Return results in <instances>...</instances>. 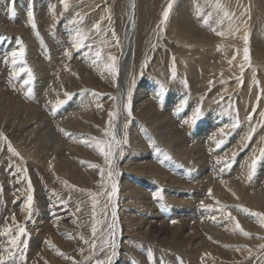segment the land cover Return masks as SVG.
Returning <instances> with one entry per match:
<instances>
[{
	"label": "rangeland",
	"instance_id": "1",
	"mask_svg": "<svg viewBox=\"0 0 264 264\" xmlns=\"http://www.w3.org/2000/svg\"><path fill=\"white\" fill-rule=\"evenodd\" d=\"M97 141L112 144L110 164ZM261 150L264 0H0L5 264H96L110 232L112 264H264V226L250 215H264Z\"/></svg>",
	"mask_w": 264,
	"mask_h": 264
},
{
	"label": "snow or ice",
	"instance_id": "2",
	"mask_svg": "<svg viewBox=\"0 0 264 264\" xmlns=\"http://www.w3.org/2000/svg\"><path fill=\"white\" fill-rule=\"evenodd\" d=\"M61 2L63 3V5L65 7V10H67V8L69 6V0H61ZM217 7H220V5L218 4ZM171 9H172V3H169L167 5V9L163 12V21H162L163 23H166L168 21V18H169V14H170ZM225 15H227V13H225ZM29 16L31 17L32 14L29 13ZM32 26H33V28L36 27L35 22H33ZM96 28H97V30H99V25L98 24L96 25ZM219 35L223 36L224 34L223 33H219ZM247 40H248V38H247V36H245V43H247ZM81 43H82V40H81V42H78L76 46L77 47H80L81 46ZM244 51H245L244 59H245V61H249V50L247 48H245ZM23 55H24V49L23 48H21L19 52H15V51L12 52L11 53L12 63L13 64H16L18 61H22L23 60ZM99 56H100V53L97 52V57H99ZM234 58L235 57H233V59ZM110 59L112 60V64L109 65L108 67L110 68V71H111V73H112L113 76L118 75V69L115 66V58L113 57V58H110ZM229 63H231V61H229ZM243 67L244 66L241 65V70L242 71H243ZM21 71H24V69H21ZM173 76H175V72L174 71H173ZM25 83L28 84L29 81H25ZM113 99H116V97H113ZM180 107L183 108L184 107V104H181ZM117 114L118 113H110V120H109V127L110 128L112 127V120L115 118V116ZM127 115L129 117L132 116L131 105H130V94H129V104L127 106ZM200 116H201L200 109L197 108L196 111L191 116L192 123L195 124V122L200 118ZM249 119H251V117H249ZM185 123H188V121L186 120ZM236 126L237 125H235V124L233 125V127H236ZM253 131H254V129H253ZM106 135H108V133H106ZM4 139L6 140L7 138L5 137ZM247 139H250V136L247 137ZM112 141H113V143H116V144L119 143V141L116 140V137H115L114 134H112ZM219 143H222V141L219 142ZM95 146L98 148L100 154L104 156L105 162L110 164L111 160L113 159L112 144H108V145L105 146L102 141H97L96 144H95ZM105 148H107V150H105ZM9 150L12 151L14 155L19 156V153L16 152L15 149L11 148L10 145H9ZM260 155H261V157H264V150H261ZM167 158L168 159H171V157H167ZM218 163H219V161H218ZM255 164H256V160L253 159L252 165H251V167L253 169L255 167ZM91 166L94 167V168L95 167H98L97 165H91ZM227 166L228 165L225 163L221 167V171H223L224 170V167H227ZM108 176H109V178H111V176H112V172H111V169L110 168H109ZM101 177L103 178V170H101ZM28 186L31 189V183L30 182H29V185ZM116 193H117V186H116L115 183H113L112 184L111 197H115L116 196ZM209 195H211V190L209 191ZM154 199H161V197L157 195V196L154 197ZM32 202H33V197L31 195H29L27 197V203L25 205V207L29 210V214H31ZM92 207H93V210H95V207H96L95 196H93V205H92ZM242 210L245 211V212H248L249 211L248 209H242ZM112 215H113V218H115V216H116L115 211H113ZM228 215H229V217H231V213L230 212L228 213ZM250 215L257 217L259 219L261 225L264 226V215H262L260 213H256V212H251ZM212 219H215V217H212ZM232 219L235 220L234 217H232ZM172 222L175 223L176 221H172ZM235 226L241 232V234H243L244 236H248L249 235L247 232H245L243 230V228L241 227V225L239 224L238 221L236 222V225ZM9 231H11V230L9 229ZM96 231H97L96 227H93L92 228V234H93V236L96 235ZM25 235H26V230L24 228H20L19 229V237H23ZM112 235L113 234L110 232L109 233V240H108V246L111 249V255H109L107 257V259L97 260L96 261V264H112V257H114L116 255V251H115V249H116V243H115V241L113 239H111V236ZM19 237H13L10 240H8V243L12 246V249L18 248L20 246V244L22 243V241H20ZM94 246L95 245H93V247ZM23 247L26 249L27 248V244L24 243L23 244ZM5 251L8 252V255L10 257L14 256V252L13 251L8 250V249H6ZM21 259L22 260L24 259L23 255L21 256ZM0 264H5V261L3 260V258H0ZM74 264H75V262H74Z\"/></svg>",
	"mask_w": 264,
	"mask_h": 264
},
{
	"label": "bare ground",
	"instance_id": "3",
	"mask_svg": "<svg viewBox=\"0 0 264 264\" xmlns=\"http://www.w3.org/2000/svg\"><path fill=\"white\" fill-rule=\"evenodd\" d=\"M132 2V1H131ZM135 3H136V1H135ZM133 11H135V10H133L132 8L129 10V14H130V17H129V21H128V24H127V27H126V30H125V45L126 44H128V49H129V46H130V44H131V40L132 39H130V36H131V34H133L131 31H132V28H134V25H133V17H134V13H133ZM38 14V13H37ZM129 16V15H128ZM127 16V17H128ZM136 19V18H135ZM138 21V20H137ZM136 24V23H135ZM132 38V37H131ZM132 45V44H131ZM126 51V50H125ZM127 60H129V54H128V52L126 53V54H124V57L121 59V61H120V64H121V69H123L124 70V68H125V63L127 62ZM225 172V171H224ZM118 218V217H117ZM120 215H119V220H120ZM58 221V220H57ZM121 221V220H120ZM59 222V221H58ZM115 226H116V228L118 229V227L119 226H117V224H115ZM120 230V232H121V230H122V225H120V229H118V231ZM123 237H125V235H122L121 236V239H123ZM58 242V241H57ZM189 252H192V251H189ZM195 252V251H194ZM193 252V253H194ZM191 254V253H190ZM189 253H188V255H190ZM262 260V259H261ZM191 263V262H190Z\"/></svg>",
	"mask_w": 264,
	"mask_h": 264
}]
</instances>
